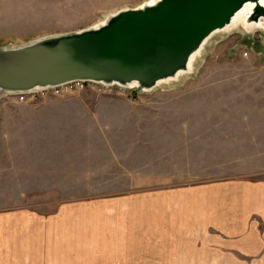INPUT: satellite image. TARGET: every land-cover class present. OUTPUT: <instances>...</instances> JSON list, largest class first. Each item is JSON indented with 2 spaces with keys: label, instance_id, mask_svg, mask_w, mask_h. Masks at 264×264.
<instances>
[{
  "label": "rangeland",
  "instance_id": "obj_1",
  "mask_svg": "<svg viewBox=\"0 0 264 264\" xmlns=\"http://www.w3.org/2000/svg\"><path fill=\"white\" fill-rule=\"evenodd\" d=\"M149 1L0 0V47L80 30ZM195 58L190 72L149 91L90 82L39 91L24 102L0 95V217L26 208L40 213L41 264L65 248L59 239H67L74 215L87 218L89 234L151 235L159 249L192 230L178 223L179 213L192 209L193 190L184 187L264 168L263 30L239 23L214 34ZM79 91L88 92L92 106L95 96L115 99L130 121L100 132L72 129L67 140L49 114L35 113L37 107L75 112L84 105L73 96ZM24 161L34 171L24 170ZM244 178L264 180V170Z\"/></svg>",
  "mask_w": 264,
  "mask_h": 264
},
{
  "label": "water",
  "instance_id": "obj_2",
  "mask_svg": "<svg viewBox=\"0 0 264 264\" xmlns=\"http://www.w3.org/2000/svg\"><path fill=\"white\" fill-rule=\"evenodd\" d=\"M237 22L264 37V0H150L92 26L0 47V95L73 81L149 91L192 69L215 33Z\"/></svg>",
  "mask_w": 264,
  "mask_h": 264
},
{
  "label": "crops",
  "instance_id": "obj_3",
  "mask_svg": "<svg viewBox=\"0 0 264 264\" xmlns=\"http://www.w3.org/2000/svg\"><path fill=\"white\" fill-rule=\"evenodd\" d=\"M73 96L82 99L84 104L76 106L75 112L67 107L35 108V113L49 114V124L64 133L67 140L73 139L68 137L72 129L100 132L117 126L120 128L124 120L130 121L128 108L116 104L111 97L92 95L96 103L92 106L86 100L90 97L88 92L79 91ZM40 120L38 124H41ZM259 154L255 157L262 158ZM24 163V170L34 171L26 161ZM263 170L257 167L245 176ZM244 177L213 184H195L208 178L205 177L184 187L193 190V202L189 204L192 209L184 212L183 216L179 213L178 223L186 229L192 227V230L178 233L156 250L151 235L123 234L116 239L102 232L89 234L86 232L87 218L74 215L68 218L70 229L64 234L67 239H59L65 248L57 250L55 257H49V264H264V180ZM26 209L17 213H1L7 216L0 217V264H41L40 213L33 208ZM20 214H24V219L19 218ZM111 242L113 245H108ZM110 247L113 249H107ZM34 253L38 258H33Z\"/></svg>",
  "mask_w": 264,
  "mask_h": 264
},
{
  "label": "built area",
  "instance_id": "obj_4",
  "mask_svg": "<svg viewBox=\"0 0 264 264\" xmlns=\"http://www.w3.org/2000/svg\"><path fill=\"white\" fill-rule=\"evenodd\" d=\"M244 53H245V55L249 54L248 51H244ZM86 83H90V82L77 80V81L69 82V83H66V84H63V85H60V86H57V87H53V88H50V89H54V90H56V93H60V92L72 90L75 87H77V88L78 87H84V85ZM91 83L92 84L101 85L100 83H95V82H91ZM102 85L105 86V87L107 86V85H104V84H102ZM47 90H49V89H47ZM42 91H44V90H42ZM37 92H39V91H36V92H23V93L8 95V96L15 98L19 102H24V101H27L30 98V96H34V94L37 93ZM102 92H104V91L102 90Z\"/></svg>",
  "mask_w": 264,
  "mask_h": 264
},
{
  "label": "bare ground",
  "instance_id": "obj_5",
  "mask_svg": "<svg viewBox=\"0 0 264 264\" xmlns=\"http://www.w3.org/2000/svg\"><path fill=\"white\" fill-rule=\"evenodd\" d=\"M239 24V22H237L236 24H234V25H231L230 27H228L227 29H225L224 31H219V32H228L229 30H231L232 28H235V26L236 25H238ZM219 32H217V33H219ZM216 34V33H215ZM205 44H206V42H205ZM204 44V45H205ZM204 45H203V47H204ZM203 47H202V49H203ZM201 49V50H202ZM201 50H200V52H199V54L201 53ZM197 55L195 54V56H193V58H192V63H191V65H193V61H194V59H196L195 57H196ZM190 72V71H189ZM185 73H188V72H185ZM183 74V73H182ZM179 75H181V74H179ZM178 75V76H179ZM162 83V82H161Z\"/></svg>",
  "mask_w": 264,
  "mask_h": 264
}]
</instances>
